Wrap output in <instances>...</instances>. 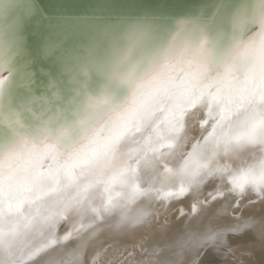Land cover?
<instances>
[{"label": "bare ground", "instance_id": "obj_1", "mask_svg": "<svg viewBox=\"0 0 264 264\" xmlns=\"http://www.w3.org/2000/svg\"><path fill=\"white\" fill-rule=\"evenodd\" d=\"M19 2L0 0V68L13 72L18 69L11 59L20 51L15 42L20 41L18 18L2 23L1 17ZM225 4L209 21L180 20L168 32L150 23L136 22L113 32L114 26L105 27L102 33L107 37L99 38L100 31L83 47L82 56L70 52L63 61L62 70L75 86L64 90L72 95L56 89L54 97L61 98L62 110L55 106L52 111L44 95L43 110L38 111L32 110L31 103L37 100L33 94L14 100L12 80L0 75V162L10 154L32 153L29 164L34 165L32 170L17 171L0 194V264H65L73 253L79 264H264V199L250 185L240 196L230 191V183L221 186L219 179L210 178L192 185L181 173L194 144L199 143L202 160L212 151L203 141L212 130L207 98L191 106L193 97L185 94L181 81L186 84L185 77L190 79L198 66L209 78L231 67L242 79L250 66L247 57L264 45V0ZM246 23H256L258 30L240 39ZM52 48L54 44H49L45 50ZM18 73L16 86L26 84L25 72ZM153 77L157 79L152 85L140 88ZM137 92L144 98L114 145L117 159L101 155L90 168L76 167L71 188L64 187L63 175L59 185L47 176L70 163L67 155L85 147L98 131L103 141L111 132V120L133 107ZM25 110L30 120L25 119ZM248 114L252 115L250 110ZM35 118L37 123L31 122ZM48 146L63 156L54 160L39 151ZM262 157L264 145L246 143L218 162L234 171ZM23 164L25 160L12 161L13 167ZM126 166L134 169L128 173L132 180L120 186ZM35 171L43 175L37 177ZM182 184L185 193L171 195ZM76 185L82 202L72 201ZM134 186L143 195L133 197ZM140 208L151 211L150 223L117 227L122 216ZM241 221L244 226L237 233L231 226ZM206 227L223 232L224 238L212 245L192 244L190 234Z\"/></svg>", "mask_w": 264, "mask_h": 264}, {"label": "snow or ice", "instance_id": "obj_2", "mask_svg": "<svg viewBox=\"0 0 264 264\" xmlns=\"http://www.w3.org/2000/svg\"><path fill=\"white\" fill-rule=\"evenodd\" d=\"M247 59L250 62V66L242 79L236 76L231 67L226 68L223 74L209 78L206 69L203 66H198L190 79L185 77L186 84L181 81V85L187 89V91H184L185 94L193 97L191 106L204 103L205 97L207 98L208 118L212 120L211 132L203 137L204 143L212 146L208 159L202 160L200 158V154L197 153L199 143L194 144L193 152L189 154L190 158L185 160L181 166V173L188 177L192 185L202 184L206 179L210 178L219 179L221 186L224 183H230L232 186L230 191H236L240 196L245 194L246 186L250 185L258 198L264 199V157L256 164L234 171L229 170L227 164L218 162L219 157H228L234 154L243 144L259 143L264 145V45L261 46L258 54L252 53ZM156 79V77H153V81L142 84L140 88L146 89ZM171 86L176 85L171 83ZM143 98L144 94L137 92L133 99V107L111 120V132L103 141L100 140L98 131L96 135L89 138L85 147L77 148L67 155V160L70 163L64 164L56 172L50 170L47 176L50 179H54L55 183L59 185L60 178L63 175L67 180V184L64 187L71 188L75 185L76 176L73 169L76 167L81 169L84 167L90 168L101 155L109 156L113 160L117 159L118 156L115 153L114 145L123 132L127 131L126 121L130 117L135 116L136 106L142 103ZM242 110L243 115H241ZM249 110L251 111V116L248 114ZM164 119L166 122L168 118L165 117ZM39 151L46 152L54 160L63 156L53 146H48V149ZM32 159V153H28L27 157L23 153L10 154L9 159L0 162V194H2L4 187L14 178L17 171L21 169L32 170L34 165L29 164ZM37 159L39 158L37 157ZM16 160H25V164L13 167L12 161ZM132 171L134 169L131 166H126L121 170L120 186L128 184L132 180V177L128 175ZM35 174L37 177L43 175V173L36 171ZM75 187L77 196L72 201L82 202L81 196L83 194L80 192L78 185ZM184 193L185 188L182 184L179 191L171 193V195L179 196ZM116 195L120 196V192H117ZM131 195L133 197L143 195V191L134 186ZM213 198L215 199L216 197ZM112 201L110 197L107 204L110 205ZM236 206L238 207L239 204L237 203ZM20 207H23V203H21Z\"/></svg>", "mask_w": 264, "mask_h": 264}, {"label": "water", "instance_id": "obj_3", "mask_svg": "<svg viewBox=\"0 0 264 264\" xmlns=\"http://www.w3.org/2000/svg\"><path fill=\"white\" fill-rule=\"evenodd\" d=\"M228 1L27 0V6H24L26 3L22 0V3L8 6L1 17L2 23H8V20L14 17L18 18L17 34L20 41L15 42L18 47L20 46V51L11 59L13 66L18 70L13 72L11 68L3 67L0 68V75L12 80L13 86L10 92L14 94V100L33 94L37 100L31 103L32 110L38 111L43 110L45 103L40 97L44 95L52 111L55 106L62 110L64 103L61 104V98L54 97L56 89L58 88L62 95H72L73 92L64 90L68 86L73 85V88L75 86L70 82L69 74L62 70L63 61H66L65 58L70 52L82 56L83 47L100 31L99 38L102 37L103 40L104 36L107 37L108 33H102L105 27L114 26L116 29L111 32L119 28L123 31L122 27L137 22L157 25L163 32L173 31V26L180 20L198 19L200 22H205L213 19L218 16L221 9H224V4ZM257 28L256 23H246L243 30L239 31L238 38H248L258 30ZM49 44H54V48L46 51ZM22 63L23 68L20 67ZM20 70L25 72L28 82L16 86ZM78 77L81 78L77 75V79ZM6 96L4 95L1 100L3 103L6 102ZM24 117L31 119L30 113L26 110ZM37 121L35 118L31 122L37 123ZM63 227L64 225L56 228V232L60 233Z\"/></svg>", "mask_w": 264, "mask_h": 264}, {"label": "clouds", "instance_id": "obj_4", "mask_svg": "<svg viewBox=\"0 0 264 264\" xmlns=\"http://www.w3.org/2000/svg\"><path fill=\"white\" fill-rule=\"evenodd\" d=\"M152 213L147 208H140L131 214L124 215L120 218L117 223L119 228H135L141 225H145L151 222ZM243 222H238L235 225H232L237 233L243 228ZM224 238V233L218 231L213 227H206L202 233L190 234V241L194 245L208 244L212 245ZM65 264H79L75 253L66 258Z\"/></svg>", "mask_w": 264, "mask_h": 264}]
</instances>
